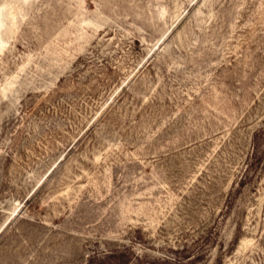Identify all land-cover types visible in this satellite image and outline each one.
<instances>
[{
    "label": "rangeland",
    "instance_id": "obj_1",
    "mask_svg": "<svg viewBox=\"0 0 264 264\" xmlns=\"http://www.w3.org/2000/svg\"><path fill=\"white\" fill-rule=\"evenodd\" d=\"M0 264H264V0H0Z\"/></svg>",
    "mask_w": 264,
    "mask_h": 264
},
{
    "label": "trees",
    "instance_id": "obj_2",
    "mask_svg": "<svg viewBox=\"0 0 264 264\" xmlns=\"http://www.w3.org/2000/svg\"><path fill=\"white\" fill-rule=\"evenodd\" d=\"M124 263V262H123Z\"/></svg>",
    "mask_w": 264,
    "mask_h": 264
}]
</instances>
